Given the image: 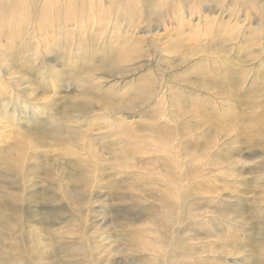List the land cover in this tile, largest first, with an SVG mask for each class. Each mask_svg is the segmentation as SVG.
I'll use <instances>...</instances> for the list:
<instances>
[{
    "label": "rangeland",
    "instance_id": "obj_1",
    "mask_svg": "<svg viewBox=\"0 0 264 264\" xmlns=\"http://www.w3.org/2000/svg\"><path fill=\"white\" fill-rule=\"evenodd\" d=\"M222 1L224 12L219 8L211 12L209 4L205 2L198 1L192 5L185 1L167 0L157 9L159 14L165 13V16L159 19L152 16L154 20L150 30L144 12L138 10L135 16L138 27L131 28L130 32L142 42L144 56L141 61L124 66L126 72L122 76L111 77L98 70V61H90L92 50L101 57L102 51L108 49L110 40L120 37L123 28H128L122 21V30L113 29L114 17L117 18L118 13L116 10L104 13L111 4L109 0L6 1L9 6L15 2V5L21 3L24 8L18 10L15 18L8 19L11 21L8 37L11 38L0 36V105L17 110L15 116L19 113L26 117L29 112L36 111L43 120L57 117V120L69 123L67 115H77L68 113L75 104L90 103L91 112L74 124L82 127L84 133L87 127L93 129V133H87L92 141L87 149L96 154L100 161H94L91 156L87 158L86 168L91 166L96 171L89 176L90 187L82 196H79V185H67L70 179L84 175H75L80 172L69 169L73 165V158H62L64 148L67 149L69 145L62 140H50V144L42 145L34 161L30 156L26 161V156L19 157L18 161L22 159L25 162L23 169L18 164L15 171L8 172L5 166L0 165V255L8 258L18 251L21 253H17L20 257L18 264H29L28 260L35 262L38 242H48L57 235L55 249L68 243L76 251L69 257L62 256L58 251L55 253L57 258L53 259L54 263L57 261L55 264H64L59 261L61 258L69 261L68 264H155L156 260L158 264L162 256L156 254V250L167 246L170 248L174 242L172 239L181 231V239L196 254L187 257L185 264H264V236H259V230L264 226V124L261 126L257 123L255 126L251 122L253 116L264 115V107L249 110L250 113L237 124L240 129L230 130L223 115L231 112L228 106L235 105L231 100L211 92L188 90L187 95L180 98L182 104L192 107L193 103L186 100H204L203 105H206L203 107L215 110L216 118L221 119L226 128L207 132V127H203L196 131L194 121L189 117L180 121L166 120L165 125L172 128L168 137L175 152L180 145L183 152L188 149L195 158V153L205 149L202 152L205 156H198L196 160L191 156L183 157L184 162L199 164L198 168L206 167L205 170L194 178L184 177L188 189L171 192L165 186L170 178L165 169L168 168L165 167L168 166V154L155 151L162 142H151L148 137L150 133L144 126L152 121L154 102L151 101L153 105L147 106L146 111L117 115H108L101 103V98L115 104L121 102L127 92L132 93L145 81V76L154 77L161 70L172 82L168 85L178 89L182 80L188 77L187 73L182 72L185 67L191 69L194 62L205 55L216 56L218 48L210 47L214 42L210 45L207 34L222 38L238 34L240 40H252L255 31L261 27L264 0ZM245 4L251 10L243 8ZM46 7L51 22L47 26L40 19ZM168 10L171 12L167 14ZM233 25H236L234 30L231 29ZM260 34L264 36V26ZM151 41L155 48L149 56L147 50ZM111 46L119 48L120 43ZM176 46H182V52L188 57L181 71L172 68L174 63L171 58L178 56L173 51ZM230 53L228 58H235L237 62V54L233 51ZM222 54L218 52L216 58ZM71 56L84 58L87 62L69 60ZM242 57L245 59V54ZM146 63L149 66H143ZM251 66L249 62L248 67ZM93 68V73L86 70ZM129 70H133L132 73ZM41 72H44L43 75ZM250 83L249 79L244 88ZM170 95L163 96L161 100L166 115L171 113L174 101ZM4 98H8L7 103ZM257 100L264 103V90ZM3 108L0 107V114L6 112L7 108ZM105 114L112 119L111 122ZM116 119L124 122V125L120 126ZM10 123L13 125V121ZM26 124L25 120L14 127H9L7 123L0 125V164H5L8 155L17 159V150L11 148L16 142L13 133H28ZM178 127L187 128L188 136L179 133ZM122 128L124 132L131 130L135 133L134 139L124 134L122 136ZM110 132L112 136L102 139ZM201 134L205 135L202 140L194 139ZM121 139L124 143L118 145ZM105 145L112 148L114 153L109 154L104 149ZM121 148L126 152L124 167L116 160L122 157L116 153ZM174 149L170 152L171 156ZM57 154L61 158L54 164L51 158ZM211 159L216 160L215 169L207 166ZM32 164H36V172L30 170ZM18 167L25 177L17 172ZM207 169L212 173H208ZM65 185L68 186L66 190L63 189ZM183 196L189 198L186 201L197 216L196 220L191 221L189 214L179 212L181 204L178 199ZM69 198L75 202L70 203ZM172 213L180 219L178 222L176 218L178 224H174ZM132 237L136 238V244L130 242ZM89 250L90 255L87 253ZM27 252L32 254L27 256ZM23 257L27 260H22ZM194 257L198 259L192 260ZM53 260L49 258L45 264H54Z\"/></svg>",
    "mask_w": 264,
    "mask_h": 264
},
{
    "label": "bare ground",
    "instance_id": "obj_2",
    "mask_svg": "<svg viewBox=\"0 0 264 264\" xmlns=\"http://www.w3.org/2000/svg\"><path fill=\"white\" fill-rule=\"evenodd\" d=\"M6 1L7 0H4V2H1L0 4V36H3V37H8V34H9L8 30H9L11 21L8 19L13 18V17L15 18L16 15L18 14V10H20V8L21 9L24 8V6H22L21 3L15 5L14 4L15 2L10 4L9 6V4H7ZM109 1L111 4L110 6H108L107 9L104 10V13L109 14L113 10L114 12L116 10V13H118V17L117 18L114 17L115 23H113L114 24L113 29L118 30V31L122 30L123 27L120 26V23L122 21L124 22L123 24L125 26H128V28L127 30L123 28V31L120 34V37L118 36L117 38H112L110 40L109 45L107 46L108 49L106 51H102L103 55H101V57H98L96 51L93 52L92 50V57L90 58V61L91 62L98 61L100 63V67L98 66L99 67L98 70L104 71L103 73H105L106 76H110V77L116 76V75L122 76V74L126 72L124 70V66H126L127 64L133 63L135 61L137 62V60H140L144 56V54L142 53L143 51V46H141L142 42L139 41L137 37L130 32L131 28H134L137 26L135 23V20H136L135 16H137L138 10L142 9V11L144 12L145 22L147 21V28L148 30H150L153 24L152 20H154L152 19L153 18L152 16L155 15L158 19L160 18V16L161 17L165 16V13L159 14V12H157L158 11L157 9H160V7L163 5V2H166L167 0H109ZM171 1H176V0H171ZM179 1H183V2L185 1L189 4H192L198 1L205 2L209 4L211 12L216 8H219L222 10L221 12H224L222 0H179ZM243 8L247 10H251V7H249L247 4H245ZM48 10H49L48 7H46L42 13V17L40 18L42 23L45 25L46 24L48 25V23L51 24ZM128 11L131 12V14H129ZM170 12L171 11L168 10L167 14ZM11 14H12V17H11ZM121 15H123L124 17L122 18ZM22 17H24V15H22ZM260 20H261V24H260L261 27L258 31L256 30L255 33L252 31L255 34V37L252 40H244V41L242 39L240 40L238 34L229 35L223 38L218 35L213 37L211 34H207L206 37L207 39H209L208 42L210 43V45L212 44V42H214L213 45H211L210 47H215V50H216V47L218 48L217 49L218 51L217 52L215 51L216 56L215 57L210 56V54L205 55L204 57L194 62V64L192 65L193 69L192 68L190 69V67L188 68L185 67V70L182 72L184 74L187 73L186 75L188 77L182 80L183 84L181 83L180 84L181 87H179L178 89L173 88L168 85V83H172V82H169L167 80L166 73L161 70V73L155 75L154 77L150 76L147 78L145 76L146 79L145 78L139 79L140 81L145 79V81L141 85H139L135 90H133L132 93L127 92L126 96L124 95L125 96V98H123L124 100H122L121 102L119 101V103L117 104L106 101L107 99L104 100L103 98H101V101H102L101 103H103L104 105L103 109H105L107 113H109L108 115H110V113L111 115H117L120 113L134 114L135 112L138 113V111L140 112L146 111L147 106L150 107L151 105H153L151 101L154 102L155 108L153 110L152 121L147 122V124L144 126H145V129H147L146 131L150 133L148 137L150 138L149 140L151 142H155L159 144L160 142H162L160 147L155 148V151L165 152L168 154V156H166V161H167L168 166L165 165V167H168V168H165V169H166V172H169V174L168 173L167 174H168V177L170 178L167 177L169 181H168V184L165 186L168 188V190H171V192L188 189V186H185L184 184V177L194 178V176H196L197 174L202 173L206 167H203L200 170L198 168L199 164H194L192 162L190 163L184 162L183 157L191 156L194 158V156L192 155L191 151H189L188 149L185 151L186 153L183 152L182 151L183 148L180 147V145L177 146V150L175 152L174 147L170 145L172 143H171L170 138L168 137V135H171L170 133H171L172 128H169L165 125L166 120L173 119L176 121L177 120L180 121L181 119L185 120V118L189 117L192 121H194L193 127H194V130L196 131L202 129L203 127H207V132H210L211 130L216 131V129L218 128H222V127L226 128V126L227 128H230V130H237L239 127L237 124H240L242 122L244 115H248L250 113L249 110H254V109H259L261 107H264V103L257 100V98H259V94H261V92H263L264 90L263 89L264 88L263 87V83H264V36L260 34L261 29L264 26V17L260 18ZM236 25H233L231 29L234 30L236 28ZM148 32L149 31H147V33ZM10 38L11 37L9 36L8 39ZM9 42H11V40H9ZM117 42L120 43L119 48H113L111 45L116 44ZM239 43L241 45H237ZM148 47H149L148 48L149 50L147 51L149 52V56H151L152 55L151 52L154 51L153 48H155L153 41H151V43H148ZM250 47H252V49ZM173 51L178 56L171 58V62L174 63L172 68L174 69L176 68V69H179L178 71H181L180 69L182 68L183 65H185V62L188 59V57L186 56L187 54H184L182 52V46H176L173 49ZM230 51L231 52L233 51L234 53L237 54V56H235L238 58V60L236 59L237 62L235 61V58H230V59L228 58V53L231 54ZM218 52H221L224 55L222 54L223 56L221 57L219 56L220 58H216L218 57L217 55ZM244 54H245V59H243L244 57H242V55ZM71 57L69 60L75 59L77 61L80 60V61L87 62L86 59L84 58L81 59L77 57L76 58L75 57L71 58ZM216 59H219L220 62H218ZM253 61H256V63H252ZM249 62L252 64L251 67H248ZM150 65L151 67L154 66L153 64H150ZM143 66H149V64L146 63ZM95 68L91 70L90 69H86V70H88L89 73L91 72L93 73V71H95ZM248 68H252V69H248ZM189 70L191 71V73ZM132 71L133 70H129L130 73H132ZM43 73L44 72H41L42 75ZM88 75L90 76V74ZM249 79L251 82L250 85L247 86V88H244V86L248 83ZM0 81H1V77H0ZM135 81H137V78L135 79ZM188 90H194L196 92H204V93H209V94L211 92V93H214L215 96L218 95L220 98H228L229 100H231L235 105L228 106L230 107L231 112L223 115L225 116L226 126L224 125V122L221 119L216 118V112H214L215 110L212 111V110H208L207 108L203 107L206 105V104L203 105V103H205L204 100L203 102L199 100L193 101V99L190 100V102L189 100H186L187 103H193L192 107L186 106V104L183 105L180 98H183L184 95H187ZM94 92H96V90ZM189 92L191 93V91ZM169 93H171L174 101L172 102V110L170 109L171 113H168V115H166L163 112L165 108L164 110H162L163 102L161 100L163 96H166L167 94L169 95ZM198 96H201V94ZM7 99L8 98H4L5 101ZM85 103L86 102H84L83 104L77 103L71 108V110L68 111V113L70 112L77 113L76 116L72 114L67 115V119L69 120V123L67 122L64 123L61 120H57L56 119L57 117L56 118L52 117L50 119L43 120L41 115L37 113L36 111L29 112V115H27L26 117L21 116L19 113L17 116H15L14 114L17 110H14V109L11 110L9 109V107L7 108L5 105H0V107L1 106L5 107L3 109L7 108L4 114H0V125L4 126V124L7 123L9 124V127H14L20 124V122H23L26 120L27 131H28V133L26 134H20V133L14 134L13 133V135H15L14 138L16 139V142L11 148H14L15 150H17V159H14L11 157V155H8V158L6 159L5 164L4 163L0 164L1 167L5 166L8 172H13L16 170V166L20 164L23 169L22 164L25 165V162L22 159L18 161L19 157L26 156L25 158V161H26V159L30 156L31 161H34L36 159L35 157L37 155V151L40 149L42 145L50 144L49 143L50 140H58V141L62 140L63 142H66L67 144H69L67 149L64 148L65 150L61 154L62 158L64 157H70V159L73 158L74 159L73 165L69 169H71V171L78 170L80 172L79 174H76L74 172L75 175H78V176L84 175L83 177H78L75 180L70 179L69 182H67V185L68 186L71 184L79 185L81 187L79 196H82L86 192V188L90 187L89 186L90 184L89 176L91 177L92 174H94L93 172L96 171V168L94 169L91 166L89 168H86L87 158L91 156V158L94 161H100L99 159H97L96 154L92 153L91 151L87 149V146L88 145L90 146L92 144V141L88 139L87 133L88 134L93 133V129H89L91 127H87L86 133H84L81 129L82 127H76L77 125L74 124V123L80 122L82 118H86V116L91 112V108L89 107L90 103L88 104H85ZM238 108L240 110H238ZM0 113H1V110H0ZM128 118H132V116ZM107 119L110 120L109 122L112 121L110 117H107ZM162 120H164V123H162ZM12 121H13V125L10 123ZM251 122H254L255 126L258 125L257 123L261 124L262 126V124H264V115L262 117L253 116V119L251 120ZM117 123L120 126L124 125V122H120V120H118ZM72 124H74L75 126H73ZM123 130L125 129L122 128V130H120V132L122 133L121 134L122 136L125 135V136H129L132 139H134L135 133L131 132V130L126 131V132H124ZM178 131L179 133H183V136L185 137L186 135L188 136L189 134L187 128L185 127H180V128L178 127ZM111 134L113 133L110 132V134L105 135L104 138L102 139L109 138L110 136H112ZM204 137L205 135L201 134L199 136H196L194 139L202 140ZM137 139L142 140V138H139V137H137ZM123 143L124 142L121 139L120 142L117 144L119 145ZM198 146H201V144H199ZM104 149H106L109 152V154L114 153L113 152L114 150L112 148L107 147V145L104 146ZM172 149H174L173 156L170 155V152L173 151ZM11 151H13V149H11ZM200 151L201 153H195V158H194L195 160L199 158L200 156H205L202 153L203 151H205V149H202ZM7 153L8 152H6V154ZM41 153H44V152H41ZM116 153H120V155L122 156L121 158H117L116 160L121 163L122 167H124L123 160H124V155L126 153L125 149L121 148L120 151ZM82 154L84 156H82ZM60 158L61 157L57 154L55 155L54 158H51V160L54 162V164H56L58 159ZM209 162L211 165L207 164V166H212L213 168H210V169H215L216 160L211 159ZM32 165L33 166L30 168V170L33 172H36L37 171V168L35 166L36 164H32ZM47 167L48 166H46V170H48ZM210 169H207L208 173H212ZM17 172L21 173V175L25 177L21 168L17 169ZM67 185L63 186L64 190H66V187H68ZM70 198L72 197L70 196ZM178 200L180 201V204H181V206H179V208L181 207L179 212L182 211L186 215L189 214L190 220L191 219L196 220L197 216L194 213H192V210L189 208L190 207L189 202L186 201V200H189V198L187 196H183ZM69 201L70 203L75 202V200H72V199H70ZM172 216L174 218L173 219L174 224L175 223L178 224V222H180L179 221L180 219L175 216V213H172ZM176 218L178 219V222H176L177 221ZM199 224L201 225L202 223L200 222ZM183 227H185V225ZM195 227L197 228V226H194L193 228ZM188 231L190 230L188 229ZM181 234L182 232L180 231L176 235V237L172 239V241L174 242L170 248L169 246H167L165 249L156 250V254H158L159 256L160 255L162 256V258L160 259L161 261L159 262L163 261L162 264H185L186 263L185 259L187 257L189 258V257H193L196 255L194 251L192 250V248L185 244L186 241H183L181 239L182 238ZM56 236L57 235H54L55 238H51L48 242H45L43 240L38 242L36 246L38 254L36 256L35 262H30L28 260L29 264H45L46 260H48L49 258H51L52 260L54 258H57L55 253H57L58 251L64 257L65 256L69 257L70 255L73 256L72 252L76 251V249L72 246V244L64 243L60 245L61 246L60 249L59 248L55 249L54 243H56L55 242ZM259 236H262V237L264 236V226H262L261 230H259ZM130 242H132L133 244H136L137 243L136 238H133V237L130 238ZM17 253L21 255V253L18 251L15 252L14 256L10 254L8 258L0 255V264L12 263V262H15L14 264H18V262L20 261V257ZM87 253L88 255H90L91 251L89 250V252ZM31 254L32 252L28 253L27 256H30ZM194 258L193 259L191 258V259L192 260L198 259V257H194ZM22 260H27V259L23 257ZM59 261L63 262L64 264L70 263L69 261H63L62 258L59 259ZM159 262L158 264H161ZM53 263H54V260H53ZM55 263H57V261ZM156 263H157V260H156Z\"/></svg>",
    "mask_w": 264,
    "mask_h": 264
}]
</instances>
